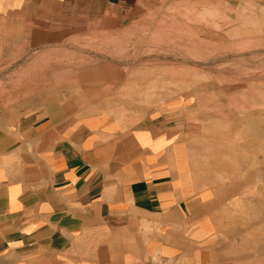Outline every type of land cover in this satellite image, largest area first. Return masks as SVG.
<instances>
[{"label": "crops", "instance_id": "obj_1", "mask_svg": "<svg viewBox=\"0 0 264 264\" xmlns=\"http://www.w3.org/2000/svg\"><path fill=\"white\" fill-rule=\"evenodd\" d=\"M78 1L0 0V58L82 22ZM63 91L0 120V264H264L260 186L217 173L166 115L135 124Z\"/></svg>", "mask_w": 264, "mask_h": 264}, {"label": "rangeland", "instance_id": "obj_2", "mask_svg": "<svg viewBox=\"0 0 264 264\" xmlns=\"http://www.w3.org/2000/svg\"><path fill=\"white\" fill-rule=\"evenodd\" d=\"M78 3L82 22L0 58V120L60 89L135 124L163 114L264 197V0H135L113 14Z\"/></svg>", "mask_w": 264, "mask_h": 264}, {"label": "bare ground", "instance_id": "obj_3", "mask_svg": "<svg viewBox=\"0 0 264 264\" xmlns=\"http://www.w3.org/2000/svg\"><path fill=\"white\" fill-rule=\"evenodd\" d=\"M221 60H222V59H221ZM260 199H261V198H260ZM260 199H259V200H260ZM256 200H258V199H256Z\"/></svg>", "mask_w": 264, "mask_h": 264}]
</instances>
